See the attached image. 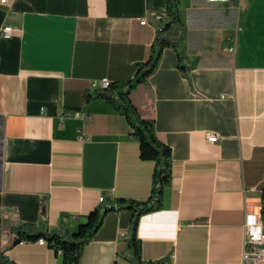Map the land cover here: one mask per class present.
I'll list each match as a JSON object with an SVG mask.
<instances>
[{"label":"crops","instance_id":"1","mask_svg":"<svg viewBox=\"0 0 264 264\" xmlns=\"http://www.w3.org/2000/svg\"><path fill=\"white\" fill-rule=\"evenodd\" d=\"M9 1L0 5V30L13 28L0 36V247L13 264H61L47 245H12L15 231L73 233L104 203L150 196L154 165L140 160L125 119L84 95L92 81L133 78L165 1ZM181 19L184 71L166 48L130 95L172 157L161 209L138 218L141 258L243 264V218L260 212L264 186V0H181ZM134 218L107 214L79 264H129Z\"/></svg>","mask_w":264,"mask_h":264},{"label":"trees","instance_id":"2","mask_svg":"<svg viewBox=\"0 0 264 264\" xmlns=\"http://www.w3.org/2000/svg\"><path fill=\"white\" fill-rule=\"evenodd\" d=\"M165 1V22L157 31L150 48L148 60L136 65L132 79L122 83H110L106 89H96L84 95V103L102 100L112 106L118 115L123 117L130 129V135L138 143L141 161L154 165L151 178V192L146 201L119 199L114 204L104 203L96 208L73 233L59 235L55 232L43 231L35 224H27L15 231L12 245L22 242H37L43 239L48 248L60 257L61 264H79L86 245L92 242L103 225L107 214L113 211L129 210L135 218L132 220V237L128 240L127 260L129 264H146L141 258V241L136 236L138 218L142 215L159 211L162 207L164 190L170 184L172 157L169 147L160 142L156 136L152 120L142 118L130 100L131 93L147 83V79L156 70L162 51L166 48L174 50L177 66L184 71L183 54L179 44L185 35L181 19V0ZM260 215L264 221V186L261 190ZM0 264H13L8 261L0 247Z\"/></svg>","mask_w":264,"mask_h":264},{"label":"built area","instance_id":"3","mask_svg":"<svg viewBox=\"0 0 264 264\" xmlns=\"http://www.w3.org/2000/svg\"><path fill=\"white\" fill-rule=\"evenodd\" d=\"M210 3L215 2H226L227 0H207ZM9 0H0V5H7ZM165 18V14H160L155 16V19L161 21ZM147 23L146 19L140 21L141 25ZM13 28L9 25H4L0 30V36L4 39H9L12 36ZM229 53H234V40H231V45L228 48ZM109 86V81L106 79L92 81L90 83V88L96 89H106ZM68 115H62L66 117ZM84 117V116H83ZM85 118V117H84ZM206 140L209 143L218 142V137L213 134H208ZM105 198L102 196L98 199V202L103 203ZM243 254L242 262L243 264H264V221H262L260 212L248 211L245 213L243 218ZM120 236H123L120 233ZM23 243V242H22ZM37 243L41 246H45L46 242L43 239H39Z\"/></svg>","mask_w":264,"mask_h":264}]
</instances>
